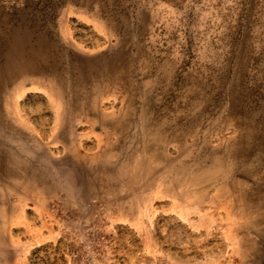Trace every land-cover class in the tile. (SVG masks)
Segmentation results:
<instances>
[{
    "label": "rangeland",
    "instance_id": "374dc122",
    "mask_svg": "<svg viewBox=\"0 0 264 264\" xmlns=\"http://www.w3.org/2000/svg\"><path fill=\"white\" fill-rule=\"evenodd\" d=\"M17 30L0 264H264V0H0Z\"/></svg>",
    "mask_w": 264,
    "mask_h": 264
},
{
    "label": "bare ground",
    "instance_id": "6f19581e",
    "mask_svg": "<svg viewBox=\"0 0 264 264\" xmlns=\"http://www.w3.org/2000/svg\"><path fill=\"white\" fill-rule=\"evenodd\" d=\"M17 35L19 37H17L15 32H13L11 35H9V37H7V39L4 40L3 46L0 47V93L2 92L1 90L3 87L5 89V85H7L12 77L16 76L22 71L29 69L17 67L18 57L21 58L23 55L25 56L28 52L32 51V49H29L28 47L24 48V46L28 44L25 34L17 30ZM36 57L39 59V61H44V68H48V70H50V64L48 62L49 57L47 54H45L44 50L37 51Z\"/></svg>",
    "mask_w": 264,
    "mask_h": 264
}]
</instances>
